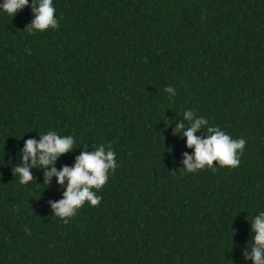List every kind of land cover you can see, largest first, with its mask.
<instances>
[{
	"label": "trees",
	"instance_id": "trees-1",
	"mask_svg": "<svg viewBox=\"0 0 264 264\" xmlns=\"http://www.w3.org/2000/svg\"><path fill=\"white\" fill-rule=\"evenodd\" d=\"M32 2L0 9V264H253L264 0H52L59 27L30 33ZM188 110L208 121L196 136L214 126L246 140L238 167L184 169L194 148L173 129L191 127ZM48 131L74 138L57 170L84 148L116 154L99 205L68 223L49 203L65 190L55 176L45 185L33 167L21 184L12 172L24 141Z\"/></svg>",
	"mask_w": 264,
	"mask_h": 264
},
{
	"label": "clouds",
	"instance_id": "clouds-1",
	"mask_svg": "<svg viewBox=\"0 0 264 264\" xmlns=\"http://www.w3.org/2000/svg\"><path fill=\"white\" fill-rule=\"evenodd\" d=\"M28 4L29 0H4L0 4V9L14 16L18 10H22ZM31 8L34 19L26 26L30 33L34 30L44 31L49 27H59L52 0H39L38 4L33 0ZM165 91L175 96V90L171 86L166 87ZM184 115L191 127L186 128L181 122L173 129V135L182 132V135L187 137V147L194 148L192 155L184 153L183 163L187 172H195L206 166L215 171L214 161L218 162L221 167L236 168L239 166L240 159L237 150L240 154L243 153L245 139H232L225 131L214 126L207 127L206 131L209 135L206 138L198 137L195 135L196 131L201 128V125L208 124V121L203 117H198L193 121L191 110L185 111ZM40 136L39 141L35 138L24 141V147L20 149L21 163L12 169V172L13 175L19 176L21 184H27L33 180L34 175L30 171L33 167L44 169L43 183L45 185H49L51 178L55 176L57 184L65 190L62 199L55 202L49 201V203L54 209V215L60 217L64 223H68L67 218L73 217L85 201L90 202L91 206L99 205L102 197L98 196L93 189H101L108 181L109 169L114 171L118 166L115 160L116 154L111 147L106 151L103 144L92 152L84 148L76 157L73 166L64 165L57 170L55 167L57 158L73 150L74 138L71 135L60 136L54 131H48ZM65 180H67L66 186ZM252 230L256 234L252 238L251 253L245 249L243 256L245 259L251 258L253 264H264V212L254 218ZM26 231H28L27 228Z\"/></svg>",
	"mask_w": 264,
	"mask_h": 264
}]
</instances>
